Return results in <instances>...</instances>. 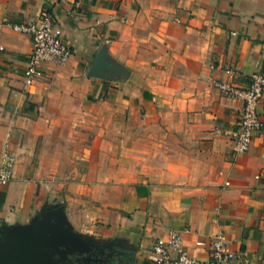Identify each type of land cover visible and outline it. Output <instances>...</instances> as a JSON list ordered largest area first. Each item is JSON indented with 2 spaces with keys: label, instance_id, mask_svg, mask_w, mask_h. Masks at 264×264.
<instances>
[{
  "label": "crops",
  "instance_id": "0c3cea01",
  "mask_svg": "<svg viewBox=\"0 0 264 264\" xmlns=\"http://www.w3.org/2000/svg\"><path fill=\"white\" fill-rule=\"evenodd\" d=\"M47 8L73 48L64 64L28 84L31 39L7 25L0 40V167L16 160L2 246L46 234L155 264L156 240L178 234L206 260L224 233L234 264H264V133L238 153L242 103L216 87L264 71V0H0V23Z\"/></svg>",
  "mask_w": 264,
  "mask_h": 264
},
{
  "label": "built area",
  "instance_id": "2783aa9c",
  "mask_svg": "<svg viewBox=\"0 0 264 264\" xmlns=\"http://www.w3.org/2000/svg\"><path fill=\"white\" fill-rule=\"evenodd\" d=\"M13 31L29 36L33 50L29 58L27 83L40 68L48 65L64 64L73 54V48L65 39L64 30L53 8L44 9L39 17L30 23H0V40L4 26ZM216 87L228 98L242 103V111L238 120V129L233 134L235 150L247 153L254 137L264 133V121L258 113V106L264 97V71L253 74L248 88L241 89L228 83L217 82ZM15 158L6 155L0 167V189L8 186L14 176ZM199 241L197 248L205 247ZM151 255L155 264H234L239 256L230 250L224 233L217 234L209 248L208 258L201 260L193 256L183 247L181 236L172 234L168 240H156L151 245Z\"/></svg>",
  "mask_w": 264,
  "mask_h": 264
},
{
  "label": "water",
  "instance_id": "95a60500",
  "mask_svg": "<svg viewBox=\"0 0 264 264\" xmlns=\"http://www.w3.org/2000/svg\"><path fill=\"white\" fill-rule=\"evenodd\" d=\"M53 241L58 242L60 245H63L57 239L51 238L49 236H46V234H44L43 236L39 238H34L31 240L21 239L18 236H15L8 245L3 247L1 243V232H0V264H11V263L19 264V260H17L18 258H16L15 261L14 259H11L10 253L12 251H18L24 248L44 249L46 247L48 248V246H50ZM67 251L68 252H78L77 250L70 249V248H67ZM49 258H50V255H47V254H44L37 258L29 257V258L23 259L20 262V264H46Z\"/></svg>",
  "mask_w": 264,
  "mask_h": 264
},
{
  "label": "flooded vegetation",
  "instance_id": "af4514ba",
  "mask_svg": "<svg viewBox=\"0 0 264 264\" xmlns=\"http://www.w3.org/2000/svg\"><path fill=\"white\" fill-rule=\"evenodd\" d=\"M73 253L75 252H68L66 247L60 245L58 242L53 241L52 244L48 246V248L46 247L44 249L24 248L18 251H12L10 253V257L11 259H14V261L16 260V258H18L17 260H19L20 264V262L25 258H37L44 254H47L50 255V258L46 264H79L78 260L81 258H77L75 261H71L70 255ZM80 253L85 252L80 251Z\"/></svg>",
  "mask_w": 264,
  "mask_h": 264
},
{
  "label": "rangeland",
  "instance_id": "374dc122",
  "mask_svg": "<svg viewBox=\"0 0 264 264\" xmlns=\"http://www.w3.org/2000/svg\"><path fill=\"white\" fill-rule=\"evenodd\" d=\"M86 257L78 260L79 264H118V261L107 260V255L101 251H85ZM12 264V263H11Z\"/></svg>",
  "mask_w": 264,
  "mask_h": 264
},
{
  "label": "trees",
  "instance_id": "16d2710c",
  "mask_svg": "<svg viewBox=\"0 0 264 264\" xmlns=\"http://www.w3.org/2000/svg\"><path fill=\"white\" fill-rule=\"evenodd\" d=\"M85 256H86L85 253L75 252V253L70 255V259H71V261H75L77 258H83Z\"/></svg>",
  "mask_w": 264,
  "mask_h": 264
}]
</instances>
